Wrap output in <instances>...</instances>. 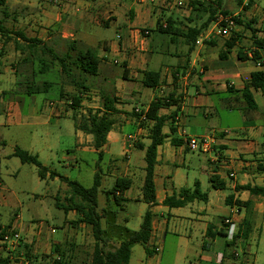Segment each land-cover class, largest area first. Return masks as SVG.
Masks as SVG:
<instances>
[{"label": "rangeland", "instance_id": "rangeland-1", "mask_svg": "<svg viewBox=\"0 0 264 264\" xmlns=\"http://www.w3.org/2000/svg\"><path fill=\"white\" fill-rule=\"evenodd\" d=\"M18 1L6 0L3 6L0 5V23L10 31V40L4 41V36L0 35V41L3 42L0 50V228L6 227L10 223H18L21 228L40 230L46 235H50L49 230L54 229V232L51 233L54 239L61 238L62 234L69 238L61 225L64 217L66 215L70 217L72 213L71 211L65 212L61 207L55 205L56 199L65 205L64 198L68 196V187L59 179V176L76 180L85 187L90 186L93 173L96 170L97 156L91 147L83 149L81 145H77L79 138H77V131L73 127V120L70 116L72 110L69 104L71 95L77 93L76 87L66 82L65 78L59 75V67L55 61L51 65L53 72H37L39 63L35 58L40 53L38 47L32 50L33 53H30L24 45V40L18 37V42L23 45V48L19 50L14 48L13 42L17 36L13 31H20L27 37H37L42 42L51 45L57 53H62L66 49L65 40L60 37L59 30L52 27L53 22H55L53 17H42L43 11L51 14L49 8H55L56 4L49 0H21L24 3ZM204 1L207 2V0ZM247 1L249 0H241L240 3L237 0H222L221 2L222 8H226L231 14L239 15V19L242 21L241 24H236L234 28L237 29L236 32L239 35L235 48L238 47L239 49L251 48L252 32L244 25L245 22H249L251 27L258 23L259 27L257 28L261 33H264V0H250V6L244 9ZM2 8H4L3 12ZM199 16H201V20H204L207 15L200 12ZM191 18H195L193 12H191ZM254 21L256 22L254 23ZM99 23L100 25L94 29L95 39L90 38L81 43L77 42L75 48L87 46L97 56L101 50L102 41H106L108 44L117 41L115 38L116 33H118L117 24L111 22L103 26L102 21ZM211 25L212 23L209 24V26ZM154 33L157 37L167 36L157 31ZM224 39V37L216 36V41L219 43H222ZM95 40L99 42L96 44ZM175 46L167 43L162 48L172 49ZM158 48L160 47H155L156 50ZM73 52L71 51V53ZM104 54L108 60H118V56L112 53L105 52ZM23 57H26L27 60L23 61ZM42 57L46 60L49 59L47 53L42 54ZM114 69L119 71L120 66L116 64ZM33 71L35 72L34 75ZM83 76L85 78L83 82L88 90L79 88L82 91L81 103L76 113L99 106L100 91L104 89L108 92L111 91L109 84L101 79L99 73L96 76L81 75L80 79H83ZM30 81L34 82L35 85H41L43 81L51 82V84L46 90H41L40 87L39 92L28 94L26 83L29 84ZM230 95L229 92H217L208 95V99L213 102L214 107L206 111L204 116H201L202 125L192 127L186 123L181 126L180 130H183L181 135L185 147L187 136L198 137L201 136L200 133L209 135L210 129L207 126H217L228 130V137L247 136L253 138L257 146H262L264 149V115L258 117V111L251 112L246 107L242 110L236 107L227 108L225 102ZM253 98L259 104L262 101L264 105V96L259 92H253ZM139 102L136 101V104ZM231 103L238 105L244 104V101L241 99L240 102L235 100ZM167 108L172 109L171 106ZM58 110L61 114L59 116L56 115ZM66 110L67 112H65ZM243 112L247 117L250 115L251 121L244 122ZM248 123L253 126L247 125ZM258 126L263 128L262 136L253 135ZM132 131L133 127L124 125L120 130L112 132V140L110 138L108 146L102 148V158L98 162L97 169L101 173V179L97 190V205L102 207L100 212L104 216L103 225L109 230L114 219L121 220L120 224L129 229H137L141 216L146 210V204L140 199H132L126 203V206L117 205L113 201L107 202L104 199L105 191L112 187L116 176H121L117 166L121 169L122 163L126 162V157L129 158L126 163L131 169L135 168L134 171L136 172L131 187L125 191L124 195L132 197L140 193L141 186L138 176L143 170V152L139 149L130 150V146L125 142L126 135L132 134ZM15 146L36 154L41 165L45 166L48 171L55 173L56 176L38 178L36 166L27 163L22 164L16 156L11 155ZM171 148L176 149V152L166 155L167 161L163 166L169 176L166 178L169 188V179L173 181L171 191H177L176 187L178 186L192 187L193 180H196L200 182L199 190L201 192H206L210 199L221 201L219 197L215 196L218 191H214L208 181V160L216 157L217 153L213 149L208 152L189 149L177 152L178 145H173ZM232 148L233 145H229L227 150H232ZM218 152L220 151L218 150ZM221 152L220 154H225L224 150ZM262 156L264 157V152ZM253 183L263 184L264 178L254 179ZM156 188L159 190V187ZM222 192L226 193L227 190H222ZM193 201L196 205L205 203L198 199ZM221 206L224 209H218L209 218L210 223H216V218L225 212L226 206L223 202H221ZM240 208L242 209L239 210V213L234 215V232L237 233L238 218L246 210V225L249 224L250 228L247 231L248 235L246 237L240 236L241 238L237 237L234 243H230V239L226 235L217 234L213 244H211V251L216 252V254H228L226 258L229 264L240 262L264 264V207L255 208L254 205L252 210L249 205L246 208ZM167 209L164 208L163 210L164 217L167 215ZM123 218H127V220H122ZM190 223L191 221L189 222L185 218L170 215L164 241L159 240V242L154 243L157 249L151 254H147L143 245L134 243L131 246L127 264H190L189 262L196 261V256L192 255L191 250L200 243L201 237L198 226L202 227L204 224L199 220L189 225ZM187 233H189L188 238L186 237ZM180 237L188 239L187 250L182 244H179ZM90 239L92 240L91 234ZM20 242L23 243L22 239ZM150 242L153 243L152 240ZM208 242L209 239H206V243ZM28 243L26 244L28 248L24 247V251L27 253L31 264H46L49 253L36 248L34 241ZM115 244L116 241L113 240L107 245V248H113ZM1 245L2 243L0 248L4 249L5 246ZM91 249L92 245L89 243L88 247L87 245L81 246L73 248L72 251L65 245L62 250L66 259L68 256L74 255L71 264H89ZM13 258L22 263L17 251L14 252ZM213 260L215 261V259ZM227 261L224 259L221 264ZM200 263L203 264V262ZM214 264H218L217 261Z\"/></svg>", "mask_w": 264, "mask_h": 264}, {"label": "crops", "instance_id": "crops-1", "mask_svg": "<svg viewBox=\"0 0 264 264\" xmlns=\"http://www.w3.org/2000/svg\"><path fill=\"white\" fill-rule=\"evenodd\" d=\"M9 1L13 2L18 0ZM24 1L20 0L18 2L24 3ZM188 1L189 0H183L184 5L178 8V6L174 5V0H59L55 8H49L51 14L43 11L42 17H53L55 22H53L52 27L59 30V35L62 40H74L79 43L86 39H95L94 29L96 26L100 25V21H102L103 26L111 22L117 24L118 33H116V35H118V37H115L117 41L110 44L106 43V41H102L101 50L97 54L99 57L98 73L101 79H104L103 81L109 84L110 92L114 94L119 101L115 104L117 112L113 115L115 119L114 125L111 130L107 132L106 142L103 147L108 146L110 138L112 140V132L120 130L124 125H129L133 127V131L131 132L132 134L128 135L134 137V141L129 147L131 148L130 150L139 149L144 154V150L135 147L134 144L136 142H140L144 146L148 144L149 138L147 137L146 125L140 126L138 124V118L133 113V109L139 107L145 110L148 103L155 96H168L171 98L172 104L166 105L160 110V113L172 115V117L167 119L162 126L161 131L165 136L162 143L156 147L153 169L155 202L153 205L145 203L146 209H149L151 213L152 236L150 240H152L153 243L149 241V244L153 245L156 239L164 241L165 230L170 215L185 218L189 220V222L191 221L189 225L199 220L204 224L202 227L198 226L200 229L201 241L196 245V248L194 247L191 250L193 253L192 255L196 256V261L189 263L201 264L200 262H203V264H214L217 261L218 264H221L224 259L227 261L226 257L228 254H216V252H212L211 244H213L216 235L220 234L219 231L225 235L226 225L221 221L230 211V207L234 205V203L226 204V198H230L231 201L238 200L240 203L249 200L250 209L252 210V206L254 205L255 208L258 206L260 208L264 207V202L260 196L252 197L246 190H235V185H243L245 183L264 185V183H253L254 179L264 178V172L257 169V164L264 159L262 156L264 152L263 147L257 146L253 138H248L247 136L228 137V133L224 134L222 132L225 130L224 128L207 126L208 129H210L208 134L214 137L212 149L217 153L216 157L213 159L209 158L208 160V177L211 174L216 175L223 183V186L222 188H212L210 186L214 191H218V193H215V196L217 198L219 197L221 201L210 199L209 195L203 192L205 193V198L202 199L205 202L203 205L194 204L193 200L197 199H193L179 207H168L163 205L161 202L163 198L174 192L171 191L173 188V181L169 179L170 188L167 185L166 178L169 176L163 166L167 161L166 155L176 152V149L171 148L173 145H178L177 152L187 150L183 145L181 135L183 130H180L181 126L186 123L192 127L202 125L201 116H204L206 111L214 107L213 102L208 99V95H213L217 92H229L231 95L225 102L226 107H236L239 110L245 109L244 104L235 105L231 103V101H241L240 94L236 91H240L244 83L249 79L250 73L259 68L254 65L250 58V53L253 50L252 45L251 48L244 47L241 49L242 54L245 55L244 59L238 58V47L235 48V46L230 49L226 57H218V52L222 49V43L217 42L216 36L213 35L207 40H202L201 43H194L191 49H189L184 38L181 34L177 35V32L183 31L187 26H197L202 20L199 15H195V18H191V9L187 3ZM255 22L256 21H254V23ZM157 23H160L163 27L167 25L171 30H174V33H172V35L165 34L167 35L166 37H157L154 35ZM257 27H259L258 23L256 25L254 24L251 28L258 30L257 36L264 37V33H261ZM248 30L251 32L250 29ZM205 40L212 42H204ZM95 41L96 44L99 42L98 40ZM167 43L176 46L172 49H168L167 47L165 49L162 48L164 45H167ZM2 46L3 42L0 41V50ZM157 46L160 48L156 50L155 47ZM105 52L118 56L117 62H113V59L108 60L104 54ZM112 64H118L120 70L115 71L114 65ZM261 70L264 71V69ZM143 71H157L159 73L158 83L154 89L144 86L141 83ZM114 76L115 79H113ZM123 76L125 78H123ZM228 87H231L233 92L228 91ZM253 92L259 91L252 90V96ZM136 101H140L139 104H136ZM132 102L133 104L129 105V103ZM255 104L256 108L252 109L251 112L258 111V117L263 116V102L260 101V105L259 102L255 101ZM169 106H171L172 109H168L167 107ZM65 112H67V110ZM56 115H61L59 110ZM247 121H251L250 115L249 117L244 115V122L247 123ZM170 122H172L174 127L173 132L169 130ZM247 125H249V123ZM165 126L166 128H164ZM76 131V136L79 138L77 145H81L83 149L91 147L94 151L91 144V135L79 130ZM200 134L203 135L205 133ZM253 135L262 136V126H258V128L254 130ZM172 140L177 144H173ZM229 145H233L232 150H227ZM218 150L220 152L224 150L225 154H220ZM126 158L127 162L129 158ZM126 162L122 163L121 169L117 166L121 176L129 178L131 181L130 185L119 193L120 199L118 205L121 206H126V203L132 199H140V193L132 197L124 195L125 191L131 187L136 172L134 171L135 168L131 169ZM143 167L144 165L142 169ZM228 172H233L234 176L227 177L226 173ZM143 175L144 170H142V173L138 176L140 186L142 184ZM46 176L49 177L47 172L43 178H38L44 179ZM195 182L198 183L199 187L200 182L193 180L192 187L178 186L176 190L179 188L192 189ZM156 187H159V190H157ZM222 190H227V192L224 193ZM104 199L107 202L113 201L111 193H107L106 191ZM221 202L226 206L225 212L221 214L219 218H216V223L212 224L209 218L216 213L218 209H224L221 206ZM249 205L244 206L241 204L240 207L246 208ZM164 208H168L165 217L163 216ZM97 209L101 214L100 220L104 229L106 246L111 241L115 240L116 244L114 247H116L122 240L121 238L126 237L133 229L121 225V220L118 219H114L110 230L106 229L103 225L104 216L100 212L102 207H98L97 205ZM241 209L242 208H240V210ZM67 211H71L72 214L70 217H67V215L64 217L61 226L69 235V238L67 235L62 234L61 238L54 239L51 236L54 229H50V235H46L40 230H29L27 227L21 228V225L18 223H10L7 225L19 233L20 239L23 241V243L20 242L21 247L28 248L26 244L34 241L36 248H40L49 253L46 261L47 264L53 258L57 257L55 253L58 251L63 253L62 249L65 245L72 251L73 248L86 245L88 247L89 243H91V245L93 244V239H90L91 233L90 229H88L89 227L82 222L72 225L71 221L77 219V214L73 209ZM246 215L245 210V213L238 218V238L244 237L245 233L250 229L249 224L246 225ZM122 220L126 221L127 218H123ZM68 226L71 228L69 229ZM186 235L188 238L189 233ZM180 238L179 244H182L184 249L187 250L189 244L188 239L184 237ZM206 239H209L208 243H206ZM1 246L4 245L2 244ZM15 251L0 248V264H21L19 260L13 258ZM233 254L235 255V252ZM73 257V254L71 257L68 256L70 263ZM213 259H215V261ZM224 264H229V261L224 262Z\"/></svg>", "mask_w": 264, "mask_h": 264}, {"label": "trees", "instance_id": "trees-1", "mask_svg": "<svg viewBox=\"0 0 264 264\" xmlns=\"http://www.w3.org/2000/svg\"><path fill=\"white\" fill-rule=\"evenodd\" d=\"M238 3L241 0H237ZM222 0H189L187 3L193 12L194 16L199 15L200 12L205 13L207 16L202 20L197 26H187L183 31L177 32L181 34L184 38L185 43L188 45L189 49L194 45L196 38L199 34L206 29L209 24L215 20L218 14L228 15L231 14L226 8L221 7ZM5 0H0V5L3 6ZM251 4V1H247L244 5V9H247ZM222 8V9H221ZM4 8H2V12ZM233 20L235 24H241L242 21L239 19V15H234ZM244 25L251 30L252 39L251 45L253 50L251 51L252 61L263 54L264 56V37L257 36L255 32L258 30L252 29L249 26V22H245ZM155 30L172 35L174 30H171L167 25L164 27L157 23ZM10 31L5 29L0 23V35L4 36V41L10 39ZM17 36L14 39V48L15 50L22 49L23 45L18 42V37H21L24 40V45L29 49L30 53H33L32 50L39 48V55H36V60L39 63L37 69L38 73L52 71L51 65L55 61L59 67V75L65 78L66 82L74 85L76 87L77 93H73L70 97V107H71V119L73 120V126L76 130H79L83 133L91 135V144L96 153V170L93 173L92 183L90 186L85 187L76 180L68 179L64 176H59V179L63 181L68 187V196L64 198L66 204L63 205L56 199V206L61 207L65 212L67 210L73 209L77 214V219L71 221V224H77L82 222L87 225L90 229V233L93 239L92 249L90 253V262L89 264H127L130 256L131 246L134 243L142 244L145 248L147 254L154 252L152 245L149 244L150 238L152 236L151 228V213L149 209H146L142 216L141 221L137 229L131 231L124 239H122L119 244L109 249L106 246V238L104 237V229L101 224V214L97 209V190L100 185L101 173L98 167V162L102 158V147L106 142V134L111 130L114 125L115 119L113 115L117 112L115 104L118 103L117 97L107 90L100 91V100L99 106L95 108H87L85 111H79L76 113L81 103V94L82 91L79 88L88 90L87 86L84 84L85 78L80 79L81 75H90L96 76L98 74V65L99 57L96 56L91 48L87 46L84 48H75L76 41L70 40L65 41L66 49L62 53H57V51L51 46L42 42L37 37L25 36L20 31H13ZM239 35L237 32H233L223 40L222 49L218 52V57L224 58L230 49L235 46L236 41ZM212 42V41H204ZM262 50V52H261ZM71 51H74L71 53ZM47 53L49 59L46 60L42 57V54ZM237 56L240 59H244L245 55L242 54L241 49L237 48ZM23 61L27 60L26 57L22 58ZM53 72V71H52ZM55 72V71H54ZM35 72L33 71V75ZM159 73L157 71H143L141 83L144 86L154 89L158 83ZM123 78H125L123 76ZM26 92L28 94L39 92L41 90H46L50 86L51 82L43 81L40 84H34V82L26 83ZM252 90L259 91L264 96V71L261 69L254 70L250 73L249 79L244 83L242 89L239 92L241 99L244 101V106L247 109H255L256 104L252 96ZM228 91L233 92L231 87H228ZM171 98L168 96H155L147 105L144 111V118L139 119L138 113H133L138 118V124L140 126L146 125L147 137L149 142L147 145H143L140 142L134 144L135 147L143 149V160H144V175L142 179V184L140 187V200L148 205H153L155 202V189L153 183V169L155 164L156 156V147L162 143L164 134L162 133V126L165 121L172 117V115L162 114L160 110L166 105H170ZM169 130L173 132L174 127L172 122L169 124ZM173 142V140H172ZM173 144H177L173 142ZM13 156H16L21 163L33 164L37 168V175L40 178H43L47 172L49 177L56 176L55 173L48 171L47 168L38 161L36 154L30 153L29 151L15 146L12 152ZM257 169L264 172V159L257 164ZM210 186L212 188H222L223 183L218 179L214 174H211L208 177ZM130 179L124 176H119L114 179L113 185L106 192L111 193L113 202L118 205L119 202V193L126 189L130 185ZM235 190H246L251 196H260L264 202V185L259 184H249L245 183L243 185H235ZM205 198V193L201 192L198 187V183L195 182L192 189L188 188H179L177 191L173 192L171 195H168L163 198L161 201L163 205L168 207H179L183 206L187 202L198 199L202 200ZM226 204L236 205L240 207L241 204L238 200L231 201L230 198H226ZM250 201H244L242 204L245 206L249 205ZM10 228L9 225L0 229V237L2 232ZM223 235L222 232L219 231ZM245 233V237L247 236ZM238 237L235 233L231 239L230 243H234L235 239ZM57 257L53 258L47 264H71L68 258L63 257V253L58 251L55 253ZM233 255V254H231ZM25 256L29 259L27 253ZM238 264H246L240 262Z\"/></svg>", "mask_w": 264, "mask_h": 264}, {"label": "built area", "instance_id": "built-area-1", "mask_svg": "<svg viewBox=\"0 0 264 264\" xmlns=\"http://www.w3.org/2000/svg\"><path fill=\"white\" fill-rule=\"evenodd\" d=\"M52 3H59V0H49ZM184 4L183 0H174V5L176 6H182ZM235 14H228V15H221L218 14L214 21H212V25L204 29L199 36L195 40L196 43H201L204 39H209L212 35L213 36H220L227 38L232 31L236 32L237 29H234L236 24L233 20ZM210 23V24H211ZM118 37V35H116ZM251 57V53H250ZM113 62H117L116 59H113ZM254 65L259 69H264V56L262 54H259L258 57H256L253 60ZM135 113H138V118L143 119L144 118V111L143 109L139 107H135L133 109ZM224 134H227L228 130L222 131ZM134 141V137L131 135H126L125 142L129 146L132 145ZM186 147L189 150H197L199 152H208L212 149V144L214 143V137L212 135H201L198 137L195 136H187L185 139ZM227 177H233V172L226 173ZM240 207H237L236 205H233L230 207V211L226 216L222 218V223L226 225L225 235L230 239L234 234V215L239 213ZM0 242L5 246L7 250H16L18 252L19 258L22 260L21 264H31L29 259L25 256L24 247L20 246V235L18 232L13 230L12 228L5 229L0 237ZM159 242L158 239L154 243ZM154 251L157 249L155 247V244L152 245ZM23 255V256H22Z\"/></svg>", "mask_w": 264, "mask_h": 264}]
</instances>
